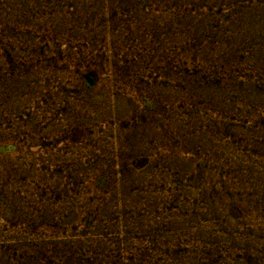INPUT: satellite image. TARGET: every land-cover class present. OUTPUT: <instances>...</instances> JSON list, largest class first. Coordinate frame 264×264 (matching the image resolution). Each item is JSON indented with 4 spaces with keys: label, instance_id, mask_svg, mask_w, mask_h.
I'll return each mask as SVG.
<instances>
[{
    "label": "rangeland",
    "instance_id": "obj_1",
    "mask_svg": "<svg viewBox=\"0 0 264 264\" xmlns=\"http://www.w3.org/2000/svg\"><path fill=\"white\" fill-rule=\"evenodd\" d=\"M0 264H264V0H0Z\"/></svg>",
    "mask_w": 264,
    "mask_h": 264
}]
</instances>
